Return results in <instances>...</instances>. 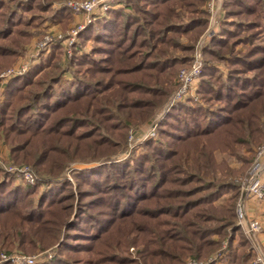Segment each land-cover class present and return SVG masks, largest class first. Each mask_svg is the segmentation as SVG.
I'll list each match as a JSON object with an SVG mask.
<instances>
[{
  "label": "trees",
  "instance_id": "1",
  "mask_svg": "<svg viewBox=\"0 0 264 264\" xmlns=\"http://www.w3.org/2000/svg\"><path fill=\"white\" fill-rule=\"evenodd\" d=\"M204 1L114 0L116 7L79 32L65 68L59 70L63 48L55 39L45 62L8 84L0 106V128L18 135H56L58 139L74 138V131L87 127L76 135L77 140L96 135L91 142L94 150L101 142L108 143L105 134L112 133V128L126 129L133 112L151 106L144 95L155 94L158 89L145 78L180 68L182 62L188 65V56L171 57L168 49L193 50L191 42L207 23L208 14L199 9ZM14 2L8 5L0 0L2 57L16 52L7 41L23 35L20 27L28 20L21 17V11L35 6L46 9L39 0ZM222 5L225 17L236 18L222 21L219 33L203 48L197 95L206 106L189 100L174 105L157 128L158 138L146 140L144 152L131 163L74 171L79 199L73 215L68 212L70 204H65L71 196L68 179L20 186L14 184L13 175L0 169V215L14 216L4 240H16L22 250L29 249L27 244L39 243L41 248L56 244L55 255L40 264H126L129 257L103 241L119 222L144 214L157 219V224L162 221V232L149 234L145 244L149 251L142 252L141 257L174 264L188 254L202 258L219 245L211 235L227 237L229 230L238 229L235 208L239 186L215 175L211 150L217 146L234 153L236 145L251 150L264 143V122L260 120L264 113V44H252L239 55L233 51L237 42L252 43L264 30V0H223ZM178 6L196 13L183 22L181 12L176 11ZM68 17L70 10L64 8L53 10L50 18ZM182 36L189 43H182ZM90 40L92 47L84 52ZM227 53L231 54L228 59ZM224 60L228 71L222 79L214 63ZM67 69L72 78L63 84L60 73ZM43 70L40 80L37 77ZM35 84L38 90L32 91ZM106 92L109 96L104 95ZM259 101L261 105L256 107ZM85 102L89 107L82 111ZM73 107L75 114L69 111ZM89 112L96 119L90 120ZM188 144L201 146H193L190 157L180 155L179 148ZM253 154L243 173L253 166ZM41 157L39 154L35 160ZM36 169L34 164L35 173ZM42 182L45 189L33 200ZM229 191L233 194L226 202L213 206ZM229 248L227 264H259L249 253L235 252L231 244Z\"/></svg>",
  "mask_w": 264,
  "mask_h": 264
},
{
  "label": "rangeland",
  "instance_id": "2",
  "mask_svg": "<svg viewBox=\"0 0 264 264\" xmlns=\"http://www.w3.org/2000/svg\"><path fill=\"white\" fill-rule=\"evenodd\" d=\"M66 1L67 0H39V2L42 3L43 6L44 4H46V9L40 6H35L32 10L21 11V17L28 20L26 24L24 23L20 27L22 28V30H24L23 35H14L19 37L9 39L7 41L8 44L11 43L12 46L16 48V52L13 55L7 57H2L0 55V106L5 100L6 87L8 86V84L15 78L26 74L35 66H38L39 64L45 62L47 56L52 52V46L56 41L63 48L58 60V65L60 68L59 70L67 66V63L69 62L72 54L73 44L78 43V34L85 27L78 32V34L75 36V40L71 44L69 43L68 39H65L67 36L65 34H68V32L72 30V28L76 27L77 24H80L84 20L83 15L75 14L69 9V7L65 4ZM5 3H7L8 5L15 4L14 0H5ZM222 4L223 0H205L204 3L200 5L199 9L204 10L208 14L207 23L202 31L198 34L196 39L191 42L193 43V50L190 52H186L181 47L174 48L171 46L168 49V55H170L171 57L174 56L183 58L185 56H188V65H183L184 62H182V65L180 64L181 67H178L179 69L177 67L175 69L174 67L169 69L167 73L160 76L153 75V78H145L146 82H150L151 85H155V88L158 89L156 90L155 94L144 95L145 98H149L151 100V106L148 107V109H144L142 112H133L134 118L132 119V122H130L127 128L122 131H115L111 126V123L113 121H110L108 125H110V127L112 128V133H110L111 135L105 134L109 139L108 143L101 142V144H99L98 147L94 150L92 146L93 144L91 145V142L94 140L96 135L81 142L77 140L76 135L84 131L87 127H80L79 129L74 131V138L71 136H62L58 139L56 135L50 137L45 136L44 134L31 135L29 133L18 135L17 133L6 132L3 128H0V160L2 161V163L6 166L9 165L29 167L36 177L33 184H35V182L39 180H61L64 178L68 179L71 183V187L69 189L71 192V196L68 198V200L65 201V204H70L71 207L68 212H71V215H73L75 204L79 199L76 181L72 175L74 171L85 170L101 164L103 165L125 161L131 163L132 158L144 152L143 144L146 140L151 138H158L157 133L154 137L143 138L145 130L149 127L150 124L153 123L155 119H158V128L159 124L163 121V119H165L166 115L174 105H176L177 103H184L188 100L195 105L198 104L202 107L206 106L203 100L197 95L200 76L195 82L194 93L190 94L184 101L175 103L170 108L167 107V104L176 88L178 71L182 67L189 66L196 49L201 50V56L203 57V48L208 44L211 38L219 33L222 21H224L226 18L229 21L235 20L236 17H225V11ZM110 6L112 8L116 7L117 5L113 4L112 1ZM64 8L70 10V17L60 20H53L50 18L53 10H60ZM176 11L181 12L180 19L183 22H186V20H188L191 15L196 13L194 11H191L190 9L180 8L179 6L176 8ZM99 16L100 15H96L94 16V18H97ZM211 30H213V32L211 33V35H209V32ZM58 34L65 36V38L61 37L59 39H56V36ZM46 35L56 38H54L52 42H50L43 48H38L40 42L45 38ZM55 39L56 41L54 42ZM180 40L185 44L189 41V39L185 36H182ZM252 44H264V30L258 35L257 38H255V40H253L252 43L244 41L237 42L236 45H234L235 47L233 51L235 54L239 55L241 53H244L248 46ZM91 47L92 41L90 40L84 45L83 51L89 52ZM55 53L58 52L55 51ZM230 55V53H227L225 55V58L228 59ZM26 63L27 66L25 70L21 71V73L12 76L11 74L9 75V73L6 75L8 71L18 69L20 66L26 65ZM214 64L222 75V79H225L228 71L227 62L225 60L217 61ZM44 70L46 71V69ZM44 70L38 74L37 78H39L40 80L44 78ZM59 70L56 71L55 74H57ZM60 78L62 83L66 84L72 78L70 70L67 69V71L60 73ZM35 81H37V79ZM58 88L59 87L57 86V89ZM36 90H38V87L35 84L32 87V91ZM108 92H106V94L104 95L109 96ZM215 104L217 103H214V105ZM260 105L261 102L259 101L256 104V107H259ZM87 107H89V105H87V103L85 102L81 107L82 111H85ZM262 107L264 109V105ZM90 110H95L94 106H92ZM69 111L75 114L77 109H70ZM66 114L70 115L69 112H67ZM87 116L90 120L96 119V116H91V112H89ZM260 120L261 122H264V113L261 115ZM64 129H66V127H64ZM101 132L104 133L103 129L101 130ZM130 132L133 134L134 138L131 141L129 139ZM262 145H264V143L259 146ZM193 146L201 145L196 144ZM193 146H190V144H188L183 148H179L181 149L180 155L187 154L189 156ZM259 146H253L252 149L249 150L243 145H236V151L234 153H230L231 151L228 150L224 151L217 146L216 148L211 150L212 164L214 168L213 171H215V175L219 178L230 180L232 183L239 186L238 188L240 193L236 201V208L241 198H243V202L245 203V205L247 199H249L248 197L242 195L241 185L252 167L247 172L245 171L243 173V171L247 166L246 161L250 157H252L253 153L254 162L256 149ZM208 148L209 145L204 149V151L206 152ZM44 153L47 155L44 156ZM39 154H42L43 157H41L39 161H36L35 158ZM191 159L197 160L198 158L192 157ZM34 164L37 168V173L32 170V166H34ZM0 169L6 171L4 168ZM8 173L13 175L15 185H32L22 180H18L15 177V174L11 172ZM2 177V174H0V180ZM39 186L38 193L33 197V200H37L42 191L45 189L44 182H42ZM232 194L233 191L225 193L216 201H214L213 206L219 207V204L226 202V200L229 199ZM261 200H264V198ZM12 219H14L13 215H0V254L20 251L22 253L31 255L46 254V252H52L53 256L55 255L56 244H53L47 248H41L39 243H35V245L27 244L26 246H28L29 249L22 250L21 248H19L16 240H13L12 243L7 239L4 240L3 237L8 233L9 230L7 225L10 223V221H12ZM156 221L158 220L155 219L154 221L144 214H137V216L133 219H127L125 221L119 222L109 233H107V236L103 243L111 244V247L114 251L119 252V254H124V256H128L129 258L126 264H172V262H163L161 260H144L141 257L142 252L149 251V248H147V245H145L147 239L149 238V234H151V236H153L154 233L156 235H161L162 221H159V224H157ZM235 225L236 227H238V229L235 231L229 230L227 237L221 238L216 234L211 235L210 238L218 241L219 245L208 254L202 256V258H195L192 255L188 254L182 256L179 260V263L177 262L174 264H190V262H194L195 264H227V261L229 260L228 256L230 254V244L231 248H235V252H247L252 256L253 262L259 263L257 261V257L259 255H264V247L259 243L256 235L261 229L254 234H249L239 224L237 216ZM123 244L125 247H122ZM123 250H126V252H123ZM47 260L48 259L40 261L38 264L43 263ZM114 263L117 264L116 261H114Z\"/></svg>",
  "mask_w": 264,
  "mask_h": 264
},
{
  "label": "built area",
  "instance_id": "3",
  "mask_svg": "<svg viewBox=\"0 0 264 264\" xmlns=\"http://www.w3.org/2000/svg\"><path fill=\"white\" fill-rule=\"evenodd\" d=\"M114 0H67L65 4L69 9L75 13L83 15L84 20L77 24L76 27L72 28L68 32L66 38L61 34L56 37H51L46 35L45 38L40 42L38 48H43L53 41L54 38H65L68 39L71 44L75 40V36L80 30H82L85 25L90 22L94 16L104 14L108 9L111 8L110 4ZM213 30L209 32V35ZM27 66H20L18 69L10 70L6 73L9 75H15L21 73L25 70ZM202 69V56L201 50L196 49L191 63L188 67H182L177 74V85L176 88L168 101L167 107L170 108L177 102L184 101L190 94L194 93L195 82L198 80ZM158 119H155L152 124L145 130L143 138L154 137L157 133ZM130 141L133 140V134L130 132ZM0 168H4L6 171L15 174L18 180H22L28 184H33L36 177L27 166H9L4 165L0 160ZM264 145L259 146L256 149V154L254 157V162L248 175L244 178L241 189L242 195L248 198H255L261 200L264 198ZM236 216L238 218L239 224L248 232L249 234H254L261 229V224L258 220L254 218H249L246 214L245 203L243 198H241L237 204ZM53 256L52 252H46V254H25L20 251H15L11 253H1L0 254V264H38L40 261L45 259H50ZM259 263L264 264V255H259L257 257ZM190 264H195L190 262Z\"/></svg>",
  "mask_w": 264,
  "mask_h": 264
},
{
  "label": "crops",
  "instance_id": "4",
  "mask_svg": "<svg viewBox=\"0 0 264 264\" xmlns=\"http://www.w3.org/2000/svg\"><path fill=\"white\" fill-rule=\"evenodd\" d=\"M245 207L247 216L257 219L261 224V230L257 233L256 238L264 247V200L249 198L246 201Z\"/></svg>",
  "mask_w": 264,
  "mask_h": 264
}]
</instances>
